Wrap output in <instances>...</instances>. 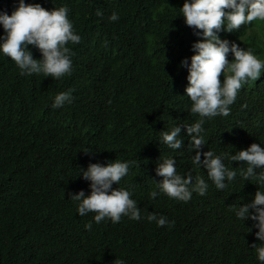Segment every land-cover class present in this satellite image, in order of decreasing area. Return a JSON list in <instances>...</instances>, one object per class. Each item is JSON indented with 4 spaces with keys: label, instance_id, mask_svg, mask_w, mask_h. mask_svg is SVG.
<instances>
[{
    "label": "trees",
    "instance_id": "16d2710c",
    "mask_svg": "<svg viewBox=\"0 0 264 264\" xmlns=\"http://www.w3.org/2000/svg\"><path fill=\"white\" fill-rule=\"evenodd\" d=\"M19 2L0 0V14L11 15ZM24 2L49 11L66 7L81 40L66 45L72 70L59 79L22 75L0 52V264H264L251 248L264 246L255 235L257 221L236 215L258 190L264 192L258 179L264 168L245 181L241 171L247 163L230 159L253 143L264 147V68L257 81L239 90L228 116L201 118L191 112L185 93L189 73L181 62L190 64L192 46L203 37L185 23V0ZM113 13L117 21L109 19ZM4 35L0 25V43ZM218 35L264 61V21ZM27 50L42 60L36 46ZM227 58L233 61L231 52ZM69 90L72 102L53 108L55 96ZM200 119L205 141L200 151L211 150L237 172L232 181L225 179L223 190L193 164L196 150H188L183 125ZM176 126L181 149L169 148L161 136ZM165 158L176 161L177 174L191 172L193 185L203 178L206 194L193 191L184 202L163 193L156 167ZM116 161L129 163V170L112 188L130 192L141 218L97 224L96 213L78 214L80 202L69 193H91L80 169ZM150 213L168 223L150 222Z\"/></svg>",
    "mask_w": 264,
    "mask_h": 264
},
{
    "label": "clouds",
    "instance_id": "9594fccd",
    "mask_svg": "<svg viewBox=\"0 0 264 264\" xmlns=\"http://www.w3.org/2000/svg\"><path fill=\"white\" fill-rule=\"evenodd\" d=\"M181 11L186 25L198 30L195 34H202L203 37L192 46L195 54L191 56L190 64L187 59L181 62L189 73L185 93L192 101L191 112L199 114L201 118L217 115L226 117L230 114L229 106L235 102L243 85L249 80L257 81L260 78L264 61L257 58L251 49L245 50L234 42L221 39L218 33H231L253 21H264V0H185ZM97 15L101 16L102 12L98 10ZM109 19L117 21L118 14L113 13ZM0 25L5 32L0 52L15 62L22 75L43 73L46 77L59 79L70 74L72 53L66 45L68 42L78 44L81 38L73 32L66 7L49 11L39 3L25 4L24 0H20L19 6L11 15L0 14ZM28 45L38 48L42 53V60L33 58L32 53L27 50ZM229 52L234 57L232 62L227 58ZM71 91L57 94L52 107L59 108L66 102L71 103ZM203 123V119H200L192 125H183L189 137L188 150H196L195 156H192L193 164L206 169L216 188L223 190L226 187L225 179L232 181L237 172L226 168L221 158L214 156L211 150L200 151L205 145L204 137L200 135ZM180 133V126L171 131H162V140L171 149H181L183 137ZM230 159L247 163V169L241 171L247 181L257 175L254 169L264 168V147L253 143L246 150L231 155ZM175 164L176 161L172 158L158 162L156 175L162 177L158 182L160 190L170 198L184 202L191 199L193 191L201 196L205 195L208 185L204 179L196 177L193 185L191 172L181 176L177 174ZM128 170L129 163L119 161L110 162L107 166L93 163L89 164L87 170L80 169L83 179L91 182V193L88 196H85L83 190L74 195L69 193L70 199L80 202L78 214L84 216L90 212L96 213L94 220L97 224L105 218L115 224L122 216L139 220L140 209L136 201L130 198V192L112 188L113 184H119ZM258 179L264 181V172L259 174ZM189 185H193L191 190ZM156 195L155 191L150 193L152 198ZM250 209L254 213H250ZM236 215L243 221H257L253 225L259 229L255 235L259 241L264 242V192L258 190L252 203L240 206ZM147 219L150 222L156 221L161 227L168 223L165 217L157 218L152 213ZM85 227L90 230L92 224L88 223ZM251 248L256 249L259 261L264 262V246L257 247V244H253Z\"/></svg>",
    "mask_w": 264,
    "mask_h": 264
}]
</instances>
